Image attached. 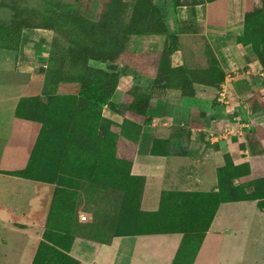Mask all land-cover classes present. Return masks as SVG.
Segmentation results:
<instances>
[{"label": "crops", "instance_id": "obj_1", "mask_svg": "<svg viewBox=\"0 0 264 264\" xmlns=\"http://www.w3.org/2000/svg\"><path fill=\"white\" fill-rule=\"evenodd\" d=\"M168 1L154 3L172 36H133L128 51L140 43L145 55L171 48L172 68L206 70L217 63L225 78L216 86L196 85L195 96L187 98L176 89L158 90L154 78L121 74L117 94L137 85L152 95L146 117L151 122L138 124L130 169L131 176L144 179V213L159 212L164 193L219 194V172L228 157L234 167L249 166L250 174L233 181L248 190L254 180L252 160L257 154L264 158V64L251 44L241 43L248 13L264 12V0H190L191 5L170 6ZM59 42V32L36 28L22 32L17 51L0 49V114L37 90L32 81L49 65ZM259 203L221 201L192 264H264V209ZM183 237L120 235L102 242L78 236L70 255L82 264H174Z\"/></svg>", "mask_w": 264, "mask_h": 264}, {"label": "rangeland", "instance_id": "obj_2", "mask_svg": "<svg viewBox=\"0 0 264 264\" xmlns=\"http://www.w3.org/2000/svg\"><path fill=\"white\" fill-rule=\"evenodd\" d=\"M106 5L107 0H0V26L25 20L35 27L33 12H76L97 21ZM124 28L130 39L139 36L132 35V25ZM59 34L58 46L66 49L67 36ZM166 35L172 36L170 29ZM131 49L145 55L141 43ZM51 68L41 67L32 81L37 90L0 114V264H82L70 255L76 237L105 242L148 219L136 202L125 203L122 180L140 136L139 125L129 120L127 93L96 107L78 85L49 82ZM125 71L119 66L120 74ZM252 162L254 180L240 193L264 197V160L257 154ZM199 241L192 239L189 249Z\"/></svg>", "mask_w": 264, "mask_h": 264}, {"label": "trees", "instance_id": "obj_3", "mask_svg": "<svg viewBox=\"0 0 264 264\" xmlns=\"http://www.w3.org/2000/svg\"><path fill=\"white\" fill-rule=\"evenodd\" d=\"M33 13L38 21L35 27L25 20L0 26V49L17 51L22 32L28 29L63 32L67 36L68 47L62 50L56 45L52 51V68L47 73L48 81L78 85L82 91L91 94V102L96 107L108 104L116 93L121 78L119 66L135 75L154 78L158 90L176 89L187 98L195 96L196 85L216 86L224 81L225 75L217 68V63L206 70L172 68V51L143 56L128 51L131 35L125 32L126 23L135 28L132 35L168 33L163 12L155 5L154 0H107L104 12L97 21L76 12ZM241 43L251 44L264 64L263 11L248 13L246 32ZM92 63L103 64L105 69L95 68ZM126 98L130 101L129 120L136 125L140 122L150 123L146 117L152 95L134 88L126 94ZM131 165L132 159L126 165L127 173L122 180L125 203L133 205L136 202L140 211L144 179L131 176ZM253 171L257 172L255 165ZM240 174H250L249 166L246 165L244 169L234 167L228 157L226 167L219 172V194L164 193L159 212H142L148 218L146 222L136 226L138 228L133 232L121 236L183 233V241L174 264H192L221 201L260 200V208L264 209V197H248L246 193L242 196L240 191L243 189L233 185L234 179ZM197 236L200 241L192 251L189 247H193V244L188 245ZM187 251L193 253L186 263L189 254Z\"/></svg>", "mask_w": 264, "mask_h": 264}, {"label": "built area", "instance_id": "obj_4", "mask_svg": "<svg viewBox=\"0 0 264 264\" xmlns=\"http://www.w3.org/2000/svg\"><path fill=\"white\" fill-rule=\"evenodd\" d=\"M82 220H84V221H85V220H86V218H82Z\"/></svg>", "mask_w": 264, "mask_h": 264}]
</instances>
